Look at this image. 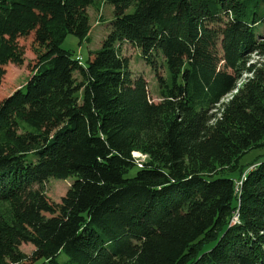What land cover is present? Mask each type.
Here are the masks:
<instances>
[{
    "label": "trees",
    "instance_id": "16d2710c",
    "mask_svg": "<svg viewBox=\"0 0 264 264\" xmlns=\"http://www.w3.org/2000/svg\"><path fill=\"white\" fill-rule=\"evenodd\" d=\"M95 1L0 0V84L18 38L42 50L0 102V264H264V157L242 163L264 148V0H108L80 63L61 44ZM49 179L72 180L59 203Z\"/></svg>",
    "mask_w": 264,
    "mask_h": 264
},
{
    "label": "rangeland",
    "instance_id": "374dc122",
    "mask_svg": "<svg viewBox=\"0 0 264 264\" xmlns=\"http://www.w3.org/2000/svg\"><path fill=\"white\" fill-rule=\"evenodd\" d=\"M113 11V7L108 0H96L92 6L87 8L90 25L87 38L79 45L78 40L74 36L69 35L62 42L61 48L75 52L76 56L83 62L87 54L100 48L102 40L107 35L109 23L113 18ZM17 42L21 49V63H9L4 67V76L0 84V102L10 97L25 85L30 77L31 69L36 62V57L42 51L35 43L33 33H30L26 37L18 38ZM121 55L128 59L129 69L132 74L135 77H142L145 80L150 101L159 103L160 94L157 78L151 68L140 58L139 50L130 44H124L121 47ZM159 73L161 76L165 75L161 69ZM133 157L137 160V163L146 159L140 153H134ZM261 157H264V148L253 151L245 156L242 163L249 164ZM71 183L72 180L62 181L49 179L44 187L47 197L50 201L59 203ZM21 251L29 255L33 251V247L30 245H22Z\"/></svg>",
    "mask_w": 264,
    "mask_h": 264
},
{
    "label": "built area",
    "instance_id": "2783aa9c",
    "mask_svg": "<svg viewBox=\"0 0 264 264\" xmlns=\"http://www.w3.org/2000/svg\"><path fill=\"white\" fill-rule=\"evenodd\" d=\"M78 60H79V62L81 63V61H80V58H78ZM138 167H140V165H139ZM251 169H252V168H251ZM243 177H244V176H243ZM243 177H242V178H243ZM238 185L240 186V185H241V182H239V183H238ZM237 220H238V215H237V214H235V216H234V218H233V221H232V222H233V223H235V222H237Z\"/></svg>",
    "mask_w": 264,
    "mask_h": 264
}]
</instances>
